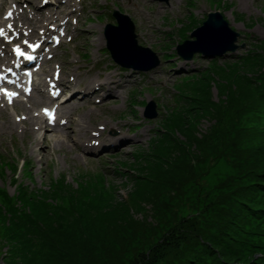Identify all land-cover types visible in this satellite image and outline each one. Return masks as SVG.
Wrapping results in <instances>:
<instances>
[{
  "label": "rangeland",
  "instance_id": "obj_1",
  "mask_svg": "<svg viewBox=\"0 0 264 264\" xmlns=\"http://www.w3.org/2000/svg\"><path fill=\"white\" fill-rule=\"evenodd\" d=\"M104 4L105 0H97L98 6ZM98 6L89 10L94 20L91 23L97 24L84 26L83 30L88 31L81 38L89 56L91 52L97 55L100 22L109 19ZM131 6L129 11L135 16L139 43L152 47L164 62L158 70L129 74L127 91L115 97L121 109L120 121L132 127V134L127 135L124 144L103 151L80 167L72 139L62 142L46 139L44 147L38 150L36 142H22L0 130V152L6 155L2 159L11 162L20 150L33 163L30 166L33 178L19 169L18 176H14L16 182L12 169L0 165V170H4L0 171V187L5 193L15 197L23 185L60 206L62 202L56 198L58 192L49 178L65 173L78 190L71 193L96 206L92 210L83 209L80 218L29 208L35 228L28 227L27 264H178L184 253L197 246L203 233L218 235L216 227L227 210L239 207L242 198L250 202L252 190L248 189L254 177L247 172L253 169L251 166L264 171L263 99L260 102L264 57L260 60L258 56L264 54V0H171L158 14L152 1L138 6L137 14L133 3ZM215 9L223 12L236 32L233 43L234 32L224 24H217L206 32L217 29L221 42L212 44L210 50L200 49L193 57L187 48L180 52L183 56L179 55L174 47L189 35L196 21L201 26ZM87 23L90 21L84 20V25ZM167 54L173 57L169 59ZM210 64L215 65L213 70ZM196 74L204 75L200 81L202 101L188 113L185 124L175 129L178 139L172 138L163 148H159L161 142L156 143L153 157L150 142L157 138L166 118L187 106ZM86 78V74L80 75V84ZM135 88L142 93L137 94V113L133 114L130 99ZM150 100L156 105L157 115L153 117L145 106ZM172 106L175 107L166 114ZM260 108L263 109L260 113L251 111ZM75 118L76 127L89 125L81 110ZM121 134H126V130L114 136ZM47 135L51 139L57 137L54 131H47ZM158 149L161 150L157 154ZM85 170L104 171L106 180L96 185L88 180L83 185L72 181ZM140 172L146 174L141 176ZM159 179L167 180L168 184H160ZM1 200L2 195L0 204ZM95 217L97 223L93 224L90 221ZM236 229L240 232V227L233 226L225 230L224 245L239 244ZM198 248L193 264L222 263L221 251L214 254L195 247ZM14 250L10 264H26V255L23 262L15 244Z\"/></svg>",
  "mask_w": 264,
  "mask_h": 264
},
{
  "label": "trees",
  "instance_id": "obj_2",
  "mask_svg": "<svg viewBox=\"0 0 264 264\" xmlns=\"http://www.w3.org/2000/svg\"><path fill=\"white\" fill-rule=\"evenodd\" d=\"M197 24L198 23L196 21L195 26ZM258 56L261 60L264 57V54H258ZM229 64V61H227L226 65L228 66ZM212 66L210 69L213 70L215 65ZM202 75L203 74H201L200 77V74H198L194 77V87L192 93L189 95L190 97L188 99L187 106L184 108L182 107V111L175 109V111L180 112L166 118L164 123L161 125V132L157 134L156 139L150 142L151 146H153L152 151L154 149L153 152H155L153 153V157L156 154V143L161 142L159 148H163L168 144V141L172 140V138H177L175 129H180L181 125L185 124V118L188 113L192 110L194 111L196 104L200 102V100L202 101V97H200V81L204 79H202L204 76ZM262 99L264 101V87L261 91L260 102H262ZM251 111L260 113L263 109H253ZM165 136L166 138H164ZM262 141H264V137ZM159 150L161 149L157 150V154ZM142 154L143 152L141 155ZM3 156L4 155L0 153V165L5 168H14L13 163L2 159ZM249 167L250 166L246 168L248 169ZM251 167H253V169L250 168L249 172H247L248 176L253 175L254 177V182L251 184V188L248 189V191L252 190L250 193V202L248 203V201L242 198V200L239 201V207H232L223 214V219L216 227L218 235H206L203 233L202 236H200L199 243L195 246H200L210 252H214L216 250L221 251V264H264V171L262 168L255 166ZM0 171L3 172L4 170ZM145 174L146 173L140 172L141 176ZM25 175L27 177L31 176V170L29 168H25ZM13 181L16 182V179L14 178ZM159 182L160 184H168V181L165 179H159ZM50 183L54 185V190L58 192V196H56V198H60L59 200L62 202V205L60 206L49 201L50 199L48 196L40 193L34 194V190L30 192L31 190L27 189L23 185L19 187V191L15 197L8 195L0 187V195H2V203L0 204V256L3 261L2 262L0 260V264H10L13 256L15 255L14 244L16 245L23 262L26 255L27 264V254L30 250L27 233L29 225L33 226V223L31 222V212L28 211L29 208L36 207L37 209L45 212L57 211L65 216L80 218L83 214V209L92 210L96 207L91 202L84 201L79 195H73L71 191L74 190L73 193H77L78 190L75 186L72 187L70 183L65 182L63 177L56 181H50ZM84 183L85 181H81L80 179L77 181V185H83ZM91 183L94 185L102 184L101 181L96 180ZM91 220L92 221L90 222L93 224L97 223L96 217ZM232 226L238 228L240 227V232L236 229V234L239 233L236 236V241H238L239 244L224 245V232ZM80 231L83 232L82 229H80ZM10 241L14 242V244ZM195 247L190 248L188 253H184L185 255L180 258L178 264H193L195 262L194 257L199 253V248L195 249ZM4 248H7L5 255L1 251Z\"/></svg>",
  "mask_w": 264,
  "mask_h": 264
},
{
  "label": "water",
  "instance_id": "obj_3",
  "mask_svg": "<svg viewBox=\"0 0 264 264\" xmlns=\"http://www.w3.org/2000/svg\"><path fill=\"white\" fill-rule=\"evenodd\" d=\"M224 23L225 22L219 13L211 14L209 19L204 23V25L202 27H200L199 30H197V32L195 33V35L198 38L197 42H195V44L197 45V49H200V47H202V46H204V47L208 46V44L204 43L205 40L203 38H201L203 35L206 34V30H208L210 27L217 26V24L223 26ZM122 24H123L122 27L118 28L116 30L122 31V29H124V28L127 29L129 45L135 51L136 49H135V41H134V37H133V30H132L131 26L128 24V22L124 21Z\"/></svg>",
  "mask_w": 264,
  "mask_h": 264
},
{
  "label": "snow or ice",
  "instance_id": "obj_4",
  "mask_svg": "<svg viewBox=\"0 0 264 264\" xmlns=\"http://www.w3.org/2000/svg\"><path fill=\"white\" fill-rule=\"evenodd\" d=\"M13 14L11 12H8L7 13V17H11ZM9 29H12L13 28V25L12 24H8L7 26ZM16 35H20V33H16ZM61 35H63V31L61 30ZM6 36V32H5V29L4 28H0V37H4ZM69 39H71V37H69ZM55 41L56 43H59V37H56L55 38ZM23 43L25 45H27L28 47L30 48H38L40 47L39 44H30L28 40H24ZM14 51L16 53L17 56L19 57H23L25 56V52L21 50L20 46L17 45L15 48H14ZM29 59H31V57H29ZM9 71H11V69H9ZM6 79L4 76L0 75V80H4ZM0 91H3L5 92L8 97H9V101L11 102V98L12 97H15L18 95V93L16 92H8L6 88H0ZM55 94V93H54ZM55 109L49 111V109H44V112L49 115V116H52V114L54 113ZM61 123H64L63 121H61Z\"/></svg>",
  "mask_w": 264,
  "mask_h": 264
},
{
  "label": "bare ground",
  "instance_id": "obj_5",
  "mask_svg": "<svg viewBox=\"0 0 264 264\" xmlns=\"http://www.w3.org/2000/svg\"><path fill=\"white\" fill-rule=\"evenodd\" d=\"M210 28H215V27H210ZM219 35L220 34H217V29H210L209 32L207 31L206 34L203 36V37H205V42L204 43L208 44L210 46H212V44H216L217 42L220 41L219 38L221 36L219 37Z\"/></svg>",
  "mask_w": 264,
  "mask_h": 264
}]
</instances>
